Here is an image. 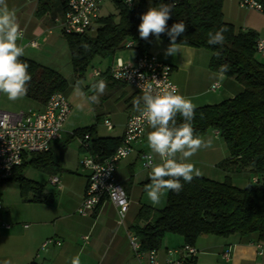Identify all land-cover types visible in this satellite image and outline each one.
Masks as SVG:
<instances>
[{"label": "crops", "instance_id": "obj_1", "mask_svg": "<svg viewBox=\"0 0 264 264\" xmlns=\"http://www.w3.org/2000/svg\"><path fill=\"white\" fill-rule=\"evenodd\" d=\"M37 1L5 0L8 8L15 12L16 22L23 36L17 41L19 45L25 46L23 57L53 69L65 78L62 73L68 71L67 67L63 68V65L55 62L61 54L66 66L69 62L74 76L65 36L55 21L63 15L60 10L63 6L62 1L57 0L58 4L50 12L42 15L36 14ZM259 1L264 2V0ZM222 15L224 21L232 24L234 29L252 30L256 32L257 38L264 37V12L242 7L238 0H222ZM95 24L96 21L92 22L88 36H95ZM30 41H36L37 47H31L28 44ZM169 44L170 42L166 40L157 41L155 38L148 52L172 66L171 80L176 85L178 93L189 98L196 107L220 103L243 90L242 85L231 76H226L223 81L218 80V72L208 66L211 56L208 50L180 45L182 53L166 56L165 49ZM135 56L133 47L125 46L119 47L107 57L95 56L84 78L79 80L85 82L86 89L97 80L102 79L106 82L107 87L102 94L105 100L100 104L103 106V113L107 115L103 119V126L108 131L116 127L118 133L114 136H99L96 123L78 126L71 132L65 131L62 125L61 138L58 142L65 140L64 133L67 134V139L76 129L87 126L93 127L95 135L99 137L123 136L128 118L139 112L134 107V101L141 94L130 85L110 79L107 69L116 59L133 62ZM259 60L264 62V56ZM97 61L101 63L100 66L98 64L95 66ZM94 68L99 69L101 75L93 76L91 70ZM73 79L75 80V77ZM33 104L35 108H29L43 109V103L33 100ZM95 118L97 120L98 115ZM105 119L111 122V129L104 125ZM150 131L152 129L147 126L142 138L133 144L131 154L120 159L116 165V178L129 198L128 209L121 222L115 206L107 200L87 215H80L77 212L88 175V171L80 164V160L85 155L81 138L68 141L60 168L51 173L46 172L48 175L44 183L34 180L43 185L44 201L24 202L17 184L5 180L10 185L0 192L2 204L0 220L10 224V228L5 229L0 226V264H29L32 261L38 264H71L75 257H79L80 264H136L127 238L128 228L135 223L141 207L157 209L148 200L144 190L152 166L149 169L139 167V155L151 152L147 143V134ZM216 132L210 129L200 136L205 140L211 138L213 145L211 148L201 149L190 162L199 169L200 176L216 181H223L228 177L238 187L253 184L254 178H260V175L236 166L229 169L217 166L218 162L229 157V151L225 141ZM73 141L78 142V147L72 152L73 160L78 165L72 163L71 157L67 159V149ZM155 163H159L158 157L154 158ZM79 166L81 172L78 171ZM53 176L58 177V184L51 182L50 178ZM163 199L166 202V196ZM84 236H87V239H84ZM47 239L52 241L43 247L42 244ZM55 241H59L60 244H56ZM258 243L261 244L260 249L257 248ZM184 244L181 235L165 233L157 249L159 260L180 258L182 251L173 252V250L180 249ZM193 246L196 248L194 264H264V242L258 239L256 233L243 236L232 234L227 237L199 236ZM227 249L229 258L226 260L222 253Z\"/></svg>", "mask_w": 264, "mask_h": 264}, {"label": "trees", "instance_id": "obj_2", "mask_svg": "<svg viewBox=\"0 0 264 264\" xmlns=\"http://www.w3.org/2000/svg\"><path fill=\"white\" fill-rule=\"evenodd\" d=\"M113 1L117 13L99 16L95 36L64 35L75 81L84 78L95 56L112 55L128 40L134 42L136 54L148 52L155 36L147 40L140 38V16L150 6L161 2L174 3L168 27L179 21L187 25L185 33L177 38L179 45L208 50L211 53L209 68L218 72L219 66L227 63L230 70L226 76L233 77L243 87L240 93L220 103L196 107L192 121L194 133L202 136L213 129L225 141L229 157L218 162V167L229 169L236 166L261 176L245 187L235 186L228 177L223 181L203 176L195 177L190 183L181 181L183 190L179 194L167 192L161 209L141 207L128 231L138 237L144 251L157 250L165 233L179 234L185 243L191 245L199 236L227 237L250 233H256L264 242V62L258 59L255 51L256 32L236 30L224 21L222 0H134L132 6L123 0ZM259 2L264 12V2ZM57 4V0H38L36 14L48 13ZM60 10L63 14L64 5ZM222 26L227 28L225 44L209 45L207 33ZM160 39L170 42L166 34ZM217 52H220L219 57ZM21 60L29 64L32 79L26 96L32 100L44 104L52 93L66 89L67 81L57 71L28 58L21 57ZM176 120L177 124L183 122L179 115ZM85 133H89L87 151L102 158L113 154L121 144V138L95 135L93 127L78 128L69 138L57 141L46 152L26 154L22 164L13 169L6 181L17 184L24 202L44 201L43 185L27 178L24 170L31 167L47 173L56 171L60 168L68 141L82 138ZM29 264L38 263L32 261ZM189 264H194L193 260Z\"/></svg>", "mask_w": 264, "mask_h": 264}, {"label": "built area", "instance_id": "obj_3", "mask_svg": "<svg viewBox=\"0 0 264 264\" xmlns=\"http://www.w3.org/2000/svg\"><path fill=\"white\" fill-rule=\"evenodd\" d=\"M64 5L62 17L55 19L63 35L87 34L92 22L100 16V6L104 0H61ZM125 4L126 0H123ZM239 5L262 10V5L258 0H238ZM134 4L132 0L131 6ZM128 5V4H127ZM129 6V5H128ZM31 47H37L36 41L28 43ZM35 45V46H33ZM134 42L128 40L124 43L127 48H132ZM255 51L264 56V37L255 40ZM122 62V66L120 63ZM92 75H101L99 69H92ZM172 66L158 59L150 52L136 54L133 62L116 61L107 69V74L115 82L132 86L142 95L140 85H151L155 91L170 90L176 85L171 80ZM212 88H214L212 86ZM143 102L142 107L143 108ZM70 111V105L63 92L52 93L43 104V109L36 110L29 108L27 111L18 114L10 113L0 109V182L11 177L15 167L22 164L24 156L29 153H41L49 150L52 143L61 138L62 125ZM104 125L112 128L109 120H104ZM148 126L145 118L139 111L131 115L125 125L121 144L113 154L108 157H100L87 151L89 148V133H85L81 138V146L85 155L80 160V164L88 171L84 194L77 212L80 215H87L94 211L104 200L111 202L117 211V216L121 222L127 212L129 198L122 184L115 175L116 165L120 159L128 157L133 151V144L138 142ZM218 133V132H216ZM146 153L139 155V163L142 169H149L154 164L149 162ZM54 184L59 183L56 176L50 178ZM256 178H254V182ZM2 204L0 201V210ZM2 228H10V224L0 220ZM128 242L136 264H189L196 254V248L188 243L182 245L180 249L173 252L182 251L181 257L177 259L167 258L159 260L157 250L144 251L138 237L128 231ZM87 239V236H84ZM47 239L42 246L51 242ZM60 244L59 241H55ZM261 248V244H257ZM224 259L229 258V250L222 253Z\"/></svg>", "mask_w": 264, "mask_h": 264}, {"label": "clouds", "instance_id": "obj_4", "mask_svg": "<svg viewBox=\"0 0 264 264\" xmlns=\"http://www.w3.org/2000/svg\"><path fill=\"white\" fill-rule=\"evenodd\" d=\"M131 6L132 0H126ZM174 3H159L150 6L140 16L138 25L139 36L147 40L155 36L159 41L162 34L170 39L169 46L165 49L166 56H175L182 53V48L177 38L182 36L187 25L183 21L175 22L168 27L171 19ZM227 28L222 26L215 32L207 33L209 45L223 46L226 42L225 33ZM23 38L20 27L16 22V15L10 10L5 0H0V94H4L10 101L22 99L28 93V85L32 79L28 72L29 64L22 61L25 54V46L19 45L18 40ZM35 46V45H33ZM87 49L88 45H84ZM217 57L220 52L216 53ZM122 66V62H118ZM230 70L227 63L221 64L218 69V80L223 81L226 73ZM107 84L100 79L93 82L90 91L93 93L86 96L81 82L76 84V92L85 95L91 103H99V97L105 92ZM142 95L134 101V107L140 111L148 126L152 129L147 134V143L151 152L145 159L149 162L159 158V163L152 165L150 183L145 185L148 200L153 206H158L167 192L179 194L183 190L181 181L190 183L201 172L191 158L201 149L211 148V138L202 139L194 133L192 121L195 118L196 106L192 101L179 94L178 89L155 91L151 85H140ZM215 87V85H213ZM143 102L144 107L140 104ZM177 115L183 118V122L177 124ZM71 264H80L79 257L72 259Z\"/></svg>", "mask_w": 264, "mask_h": 264}, {"label": "rangeland", "instance_id": "obj_5", "mask_svg": "<svg viewBox=\"0 0 264 264\" xmlns=\"http://www.w3.org/2000/svg\"><path fill=\"white\" fill-rule=\"evenodd\" d=\"M116 13H117V9H116V6H115V3L113 0H104L102 2L101 7H100V16H106L109 14H116ZM257 57L262 60V56L260 54H257ZM55 62L60 63L61 65H63V68L67 67V69H68V71L66 73H64V72L62 73L63 76L66 78V81H67V87L63 91V93H64V95H65V97H66V99L70 105L69 114L67 116L65 123L63 124V128L65 129V131L71 132V130L77 128L78 126H84V125H88V124L90 125V124L96 123L97 134L99 136H114V135H116L118 133L116 127H114L113 130L108 131L103 126V119L107 115H105L103 113V106H101L100 104L102 102H104L105 98L102 95H100L99 103L89 102L86 99V96L92 95V92L90 91V88H88V89L85 88V86H84L85 82L83 80H81L79 82H81L83 92L86 94V96L85 95H79L76 92L77 82L75 83V80L73 79L74 76L70 70L69 62L66 66L65 61L62 60L61 54L58 55V59H56ZM97 64H98V66H100L101 63L97 61L95 66H97ZM103 105H104V103H103ZM29 107L35 108V104H33V100L31 98H29L28 96H24L22 99L17 100V101H10L7 98V96L4 94H2L0 97V109L1 110L7 111L10 113H14V114H18L20 112L27 111L29 109ZM97 115H98V119L96 120L95 117ZM64 137L66 139V137H67L66 133H64ZM77 147H78L77 141H73L70 143V145L67 149V159L69 157H71V160H73L72 152H74V150ZM72 163L74 165L75 164L78 165L77 162L74 160ZM80 170H81V166H79L78 171L81 172ZM24 175L33 181L35 180V181H39V182L44 183L45 178L48 174L44 171H40V170L33 169L31 167H27L24 170ZM7 185H10V184H8V182H6V181L2 182V184L0 185V192ZM0 196H1V194H0ZM0 201H1V197H0ZM164 205H165V199H163L161 201V203L155 207L157 209H159V208H162Z\"/></svg>", "mask_w": 264, "mask_h": 264}]
</instances>
